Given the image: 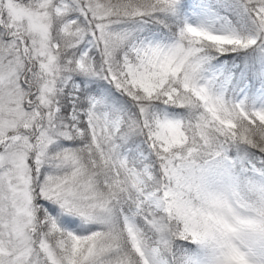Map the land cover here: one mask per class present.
Segmentation results:
<instances>
[{"label": "snow or ice", "instance_id": "1", "mask_svg": "<svg viewBox=\"0 0 264 264\" xmlns=\"http://www.w3.org/2000/svg\"><path fill=\"white\" fill-rule=\"evenodd\" d=\"M0 264H264V0H0Z\"/></svg>", "mask_w": 264, "mask_h": 264}]
</instances>
